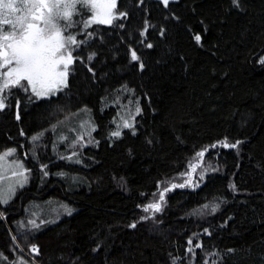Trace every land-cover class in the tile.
Instances as JSON below:
<instances>
[{
    "label": "trees",
    "instance_id": "16d2710c",
    "mask_svg": "<svg viewBox=\"0 0 264 264\" xmlns=\"http://www.w3.org/2000/svg\"><path fill=\"white\" fill-rule=\"evenodd\" d=\"M116 11L86 27L67 87L0 110V152L16 147L32 170L0 202V264H264V0H118ZM49 198L77 210L23 226Z\"/></svg>",
    "mask_w": 264,
    "mask_h": 264
},
{
    "label": "snow or ice",
    "instance_id": "6c2138e0",
    "mask_svg": "<svg viewBox=\"0 0 264 264\" xmlns=\"http://www.w3.org/2000/svg\"><path fill=\"white\" fill-rule=\"evenodd\" d=\"M168 2L169 0H163L165 5ZM232 2L238 6V0H232ZM79 3L82 8L93 10L94 14L91 20L85 22L86 24H112L113 20L118 18L113 13L117 0H103L102 3H98L97 0H79ZM76 8L77 0H23L20 8L17 7L16 0H0V25L9 26L7 32H2L0 29L2 32L0 34V110L6 107V96L13 88H19L25 92L31 90L37 98H41L55 93L61 87H67L69 66L73 63V56L68 48L71 45L78 47L79 44L75 36L65 37L63 31L72 27ZM21 10L24 14L17 15ZM119 15L126 14L120 13ZM61 24L64 26L63 29ZM195 39L200 41L201 37L197 35ZM80 43H86V41ZM148 47L152 45L149 44ZM131 58L132 60L139 59L135 51L132 52ZM261 62L264 63V60ZM141 67H143L142 64ZM124 127L131 128L132 125L126 122ZM40 135L42 133L33 137V140H38ZM111 135L118 137L120 131L112 132ZM221 143L224 147L237 148L241 141L230 145L226 140ZM14 152L15 149L8 150L0 155V160ZM197 155L202 157L204 153L200 152ZM18 167H23V165L19 164ZM195 167L193 166V170ZM20 175L26 182L27 177L24 173ZM19 186L23 187V183ZM184 186L183 184L178 185V187ZM229 187L236 189L235 184ZM169 190L165 189V191ZM8 193L14 195V189L9 187ZM163 198L164 195L161 193L160 199L163 200ZM0 202L8 203V198L2 190H0ZM204 207L209 206L204 205ZM218 207V204L212 206V211L215 212ZM149 209L161 211V205L159 203L149 204L145 207V211ZM68 212L70 214L71 210ZM31 223L34 227H39L35 221ZM131 226L135 227L134 224ZM189 243L191 244V241ZM196 247H202V245ZM31 250L37 253L39 251L35 245ZM188 251L194 252V249L189 248ZM20 264H27V262L21 260Z\"/></svg>",
    "mask_w": 264,
    "mask_h": 264
},
{
    "label": "rangeland",
    "instance_id": "374dc122",
    "mask_svg": "<svg viewBox=\"0 0 264 264\" xmlns=\"http://www.w3.org/2000/svg\"><path fill=\"white\" fill-rule=\"evenodd\" d=\"M170 1L173 0H169V2ZM97 2L102 3L103 0H97ZM117 3H116V7H117ZM113 13L115 16H118L116 8L113 10ZM93 14L94 13L92 9L82 8L79 3V0H77V8L73 16L74 23L72 27L63 31L64 36L65 37H67L68 35L75 36L80 46L81 44L80 42L83 41L85 38L82 37L83 36L82 34L86 32L85 30L86 27H90L92 24H94V23L91 24L85 23L86 21L91 20ZM83 16H85V19H82L84 18ZM61 28L62 29L64 28L63 24H61ZM76 48H77L76 45H71L68 48V51H71L72 53L73 62L75 60L74 50ZM262 60H264V55L261 57V61ZM70 67L71 65L69 66L67 84L70 76ZM64 88L65 87H61L60 90ZM60 90L56 91L55 93L49 96L57 94ZM7 104L8 102H5L6 106ZM138 109L140 111L139 105L135 109L136 113L139 112L137 111ZM83 111H84L83 114L79 115L77 128L80 130V133L82 135L88 136L96 129V124L94 122L92 114L88 110L87 111L83 110ZM126 122L130 124V121L127 119V116H124L122 114L120 124L124 125ZM259 148L264 151V131L262 132V135L259 139ZM10 149H15V152L12 153L11 155H8L3 160H0V190H2L5 193V195L8 198V202L18 193V191H20L23 187H25L30 183L31 174H32V170L27 162V159L23 156L18 155V151L16 147H8L4 149L2 152H0V155L8 152V150ZM19 164H22L23 167H18ZM22 172L27 177L26 182L24 181V177L20 175V173ZM20 183H23V187L19 186ZM9 187L14 189V193H15L14 195L8 193ZM51 199L52 198L45 199L43 201H33L32 204L30 203V205L26 207V212H27L26 215L21 218L22 225L23 226L26 225L29 228H34L31 221H35L36 225H40L45 221L46 215L51 214L52 218L59 219L64 215H71L77 210V207L69 203L68 201H64V200L51 201ZM50 201L51 203H49ZM68 210H71L70 214Z\"/></svg>",
    "mask_w": 264,
    "mask_h": 264
},
{
    "label": "flooded vegetation",
    "instance_id": "af4514ba",
    "mask_svg": "<svg viewBox=\"0 0 264 264\" xmlns=\"http://www.w3.org/2000/svg\"><path fill=\"white\" fill-rule=\"evenodd\" d=\"M22 3H23V0H16V5L18 8L21 7ZM23 14H24L23 10H21L20 12L17 13V15H23ZM0 29H2V32H7V31H9V26L0 25ZM2 32H0V34H2ZM29 95L37 98L34 94H32L31 90L25 92L22 89L13 88L11 90V93L7 94L5 102H8L7 105H9V103H12L17 98L19 99V98H23L24 96H29Z\"/></svg>",
    "mask_w": 264,
    "mask_h": 264
},
{
    "label": "built area",
    "instance_id": "2783aa9c",
    "mask_svg": "<svg viewBox=\"0 0 264 264\" xmlns=\"http://www.w3.org/2000/svg\"><path fill=\"white\" fill-rule=\"evenodd\" d=\"M36 244H31V246H29V248H26L24 246H21L22 247V250L24 251V253L31 259L35 260V255H34V252L31 250L32 249V246Z\"/></svg>",
    "mask_w": 264,
    "mask_h": 264
}]
</instances>
